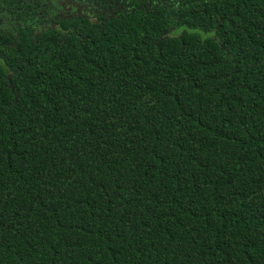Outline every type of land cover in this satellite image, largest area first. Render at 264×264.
Masks as SVG:
<instances>
[{"label":"trees","instance_id":"16d2710c","mask_svg":"<svg viewBox=\"0 0 264 264\" xmlns=\"http://www.w3.org/2000/svg\"><path fill=\"white\" fill-rule=\"evenodd\" d=\"M67 38L1 55L0 264H264V0Z\"/></svg>","mask_w":264,"mask_h":264},{"label":"flooded vegetation","instance_id":"af4514ba","mask_svg":"<svg viewBox=\"0 0 264 264\" xmlns=\"http://www.w3.org/2000/svg\"><path fill=\"white\" fill-rule=\"evenodd\" d=\"M127 1L0 0V64L5 63L1 56L4 50L17 46L25 34L30 40L44 37L56 45L80 25L108 17L122 9ZM9 74L5 73L7 79Z\"/></svg>","mask_w":264,"mask_h":264},{"label":"snow or ice","instance_id":"6c2138e0","mask_svg":"<svg viewBox=\"0 0 264 264\" xmlns=\"http://www.w3.org/2000/svg\"><path fill=\"white\" fill-rule=\"evenodd\" d=\"M3 101H0V103H2Z\"/></svg>","mask_w":264,"mask_h":264}]
</instances>
